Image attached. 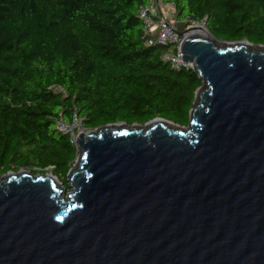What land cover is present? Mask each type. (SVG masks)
I'll return each mask as SVG.
<instances>
[{
	"label": "water",
	"instance_id": "1",
	"mask_svg": "<svg viewBox=\"0 0 264 264\" xmlns=\"http://www.w3.org/2000/svg\"><path fill=\"white\" fill-rule=\"evenodd\" d=\"M196 88L162 117L76 134L67 187L0 175V264H264V44L179 30Z\"/></svg>",
	"mask_w": 264,
	"mask_h": 264
},
{
	"label": "trees",
	"instance_id": "2",
	"mask_svg": "<svg viewBox=\"0 0 264 264\" xmlns=\"http://www.w3.org/2000/svg\"><path fill=\"white\" fill-rule=\"evenodd\" d=\"M217 39L264 44V0H160ZM148 0H0V175L51 172L67 187L77 151L57 120L84 130L162 117L187 125L201 84L143 41Z\"/></svg>",
	"mask_w": 264,
	"mask_h": 264
},
{
	"label": "built area",
	"instance_id": "3",
	"mask_svg": "<svg viewBox=\"0 0 264 264\" xmlns=\"http://www.w3.org/2000/svg\"><path fill=\"white\" fill-rule=\"evenodd\" d=\"M170 7H172V11L169 10ZM138 17L143 23L142 36L144 43L166 47V50L161 54V59L164 62H167L176 70L190 69L192 67L191 62L185 61L181 57L183 53L180 49L182 36L178 34V31L184 30L192 24L204 26L205 18L199 22L190 20L188 25L180 29L177 27V23H180V21L176 18L172 4L163 3L160 0H148L146 5L139 8ZM74 122H76L75 119L72 123L67 124L59 118L56 125L62 132L70 134L72 142H74L76 134L84 130L80 125H78L79 129H73L72 124Z\"/></svg>",
	"mask_w": 264,
	"mask_h": 264
},
{
	"label": "rangeland",
	"instance_id": "4",
	"mask_svg": "<svg viewBox=\"0 0 264 264\" xmlns=\"http://www.w3.org/2000/svg\"><path fill=\"white\" fill-rule=\"evenodd\" d=\"M169 10L172 11V7H170ZM177 27L180 28V29H182V28L184 27V24L181 23V22H180V23H177ZM72 127H73V129H79V126H78V124H77L76 122H74V123L72 124ZM76 131H77V130H76ZM62 184H63V183H62ZM64 187L66 188V191L69 190L68 187H66V186H64Z\"/></svg>",
	"mask_w": 264,
	"mask_h": 264
}]
</instances>
